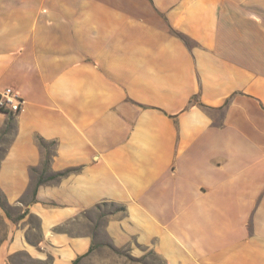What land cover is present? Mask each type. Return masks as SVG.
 Here are the masks:
<instances>
[{"label":"crops","instance_id":"obj_1","mask_svg":"<svg viewBox=\"0 0 264 264\" xmlns=\"http://www.w3.org/2000/svg\"><path fill=\"white\" fill-rule=\"evenodd\" d=\"M6 88L0 264H264V0H0Z\"/></svg>","mask_w":264,"mask_h":264},{"label":"built area","instance_id":"obj_2","mask_svg":"<svg viewBox=\"0 0 264 264\" xmlns=\"http://www.w3.org/2000/svg\"><path fill=\"white\" fill-rule=\"evenodd\" d=\"M24 99L13 88H6L0 93V111L17 114L23 111Z\"/></svg>","mask_w":264,"mask_h":264},{"label":"rangeland","instance_id":"obj_3","mask_svg":"<svg viewBox=\"0 0 264 264\" xmlns=\"http://www.w3.org/2000/svg\"><path fill=\"white\" fill-rule=\"evenodd\" d=\"M154 261V260H153ZM156 263H158V262H156Z\"/></svg>","mask_w":264,"mask_h":264}]
</instances>
